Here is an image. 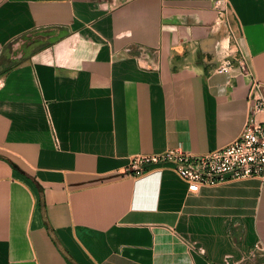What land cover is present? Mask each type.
<instances>
[{
  "label": "crops",
  "instance_id": "crops-1",
  "mask_svg": "<svg viewBox=\"0 0 264 264\" xmlns=\"http://www.w3.org/2000/svg\"><path fill=\"white\" fill-rule=\"evenodd\" d=\"M246 71L264 97V0H0V264H264V180L124 175L233 141Z\"/></svg>",
  "mask_w": 264,
  "mask_h": 264
},
{
  "label": "built area",
  "instance_id": "built-area-1",
  "mask_svg": "<svg viewBox=\"0 0 264 264\" xmlns=\"http://www.w3.org/2000/svg\"><path fill=\"white\" fill-rule=\"evenodd\" d=\"M220 18L222 19L221 16ZM226 25L227 54L218 62L215 69L218 73H230L232 60L235 59L229 56V51H236H228V40L233 37V31L229 24ZM245 74L249 78V116L233 141L199 154L180 148H171L160 153L134 154L129 159L124 175L137 177L153 166H170L187 184L189 192L234 180H264V97L259 81L250 72L246 71Z\"/></svg>",
  "mask_w": 264,
  "mask_h": 264
},
{
  "label": "rangeland",
  "instance_id": "rangeland-1",
  "mask_svg": "<svg viewBox=\"0 0 264 264\" xmlns=\"http://www.w3.org/2000/svg\"><path fill=\"white\" fill-rule=\"evenodd\" d=\"M224 21V20H223ZM224 23L226 24V22L224 21ZM221 24H223V22H221ZM232 28V27H231ZM232 31H233V29H232ZM226 33H228V30H226V32H225V34L224 35H222V42H224L223 43V45L225 44V45H227V41H225V38H227L226 36H227V34ZM228 42H229V40H228ZM233 49V47H231V45H230V43H228V51L229 50H232ZM229 56L231 57V58H235V59H233L232 61H236V56H235V52L234 51H229Z\"/></svg>",
  "mask_w": 264,
  "mask_h": 264
}]
</instances>
